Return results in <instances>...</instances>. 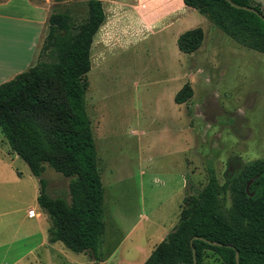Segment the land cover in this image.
Returning a JSON list of instances; mask_svg holds the SVG:
<instances>
[{
	"label": "rangeland",
	"instance_id": "1",
	"mask_svg": "<svg viewBox=\"0 0 264 264\" xmlns=\"http://www.w3.org/2000/svg\"><path fill=\"white\" fill-rule=\"evenodd\" d=\"M49 1L51 14L68 13L76 25L88 16L86 0ZM254 3L264 11V0ZM196 15L199 21L153 31L85 76V110L104 188L100 264H143L209 172L222 184L228 170L264 158V55ZM190 26L210 35L194 56L176 46L177 34ZM186 83L192 97L177 105L175 93ZM42 176L49 197L68 199V179L48 166ZM223 205L230 206V197ZM58 245L69 264L94 262ZM201 264L222 262L205 250Z\"/></svg>",
	"mask_w": 264,
	"mask_h": 264
},
{
	"label": "trees",
	"instance_id": "2",
	"mask_svg": "<svg viewBox=\"0 0 264 264\" xmlns=\"http://www.w3.org/2000/svg\"><path fill=\"white\" fill-rule=\"evenodd\" d=\"M264 17L254 0H231ZM239 46L264 55V22L226 0H183ZM88 16L76 25L68 13H52L36 63L0 85V130L10 150L39 184L37 203L48 217V242L61 243L75 254H88L100 264L104 233V188L91 124L85 110V76L90 49L105 14L101 0H86ZM200 28L177 39L183 54L201 46ZM186 83L174 96L177 105L192 97ZM235 159V158H234ZM68 179V199L46 193L45 167ZM252 181L249 191L246 185ZM251 194V195H250ZM230 197V206L223 204ZM172 230L143 264H201L211 250L222 264H264V158L228 170L219 183L209 172L206 185L183 199ZM200 237L203 240L194 239ZM204 240L212 242L210 245ZM219 244V245H218Z\"/></svg>",
	"mask_w": 264,
	"mask_h": 264
},
{
	"label": "crops",
	"instance_id": "3",
	"mask_svg": "<svg viewBox=\"0 0 264 264\" xmlns=\"http://www.w3.org/2000/svg\"><path fill=\"white\" fill-rule=\"evenodd\" d=\"M101 1L105 19L91 45V69L107 64L116 52L153 31L188 26L190 19L199 21L198 12L183 0ZM49 3V0H0V85L37 61L51 14ZM196 28L190 26L189 30ZM180 35L176 36V46ZM208 37L209 34H204L203 41ZM198 52L201 51L190 56ZM187 73L182 77L186 78ZM19 160L0 130V264H69L62 258L59 242H48L50 221L37 203L38 181ZM31 210L32 217L28 214Z\"/></svg>",
	"mask_w": 264,
	"mask_h": 264
},
{
	"label": "water",
	"instance_id": "4",
	"mask_svg": "<svg viewBox=\"0 0 264 264\" xmlns=\"http://www.w3.org/2000/svg\"><path fill=\"white\" fill-rule=\"evenodd\" d=\"M232 7L236 8V9H240V10H243V11H247V12H250V13H253L255 15H257L258 17L261 18V20L264 22V17L258 12L256 11L255 9L251 8V7H244V6H238L236 4H234L233 2H231V0H226ZM252 181H249L246 185V192L249 191V186L251 185ZM251 195V194H250ZM194 239H197V240H203L202 238L200 237H194L190 242H192ZM206 243L212 245L213 243L212 242H209L207 240H204ZM219 245V244H218ZM192 254H193V264H196V259H195V250L194 248H192ZM236 263L239 264V260H238V253L236 252Z\"/></svg>",
	"mask_w": 264,
	"mask_h": 264
},
{
	"label": "built area",
	"instance_id": "5",
	"mask_svg": "<svg viewBox=\"0 0 264 264\" xmlns=\"http://www.w3.org/2000/svg\"><path fill=\"white\" fill-rule=\"evenodd\" d=\"M28 214H29V216H31V217H32V216H33V211H32V210H31V211H29V213H28Z\"/></svg>",
	"mask_w": 264,
	"mask_h": 264
}]
</instances>
